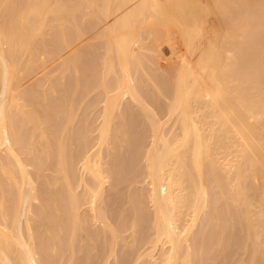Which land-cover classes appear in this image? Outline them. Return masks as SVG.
<instances>
[{"label":"bare ground","instance_id":"obj_1","mask_svg":"<svg viewBox=\"0 0 264 264\" xmlns=\"http://www.w3.org/2000/svg\"><path fill=\"white\" fill-rule=\"evenodd\" d=\"M92 6L96 9L91 11ZM78 15L101 21L105 45L99 81L104 99L97 138L94 147H89L92 150L85 145L87 153L81 160L82 171L93 181L84 192L86 213L95 219L101 216L105 183L101 150L113 130L115 109L127 95L140 101L132 67L139 61L144 37L173 34L180 51L167 119L161 121L148 112L150 143L145 167L153 211L152 245L165 249L152 264H193L190 238L208 205L209 183L220 188L227 184L239 229L251 242L249 261L239 264L264 260V0H0V149L5 146L16 156L12 144H19L20 137L13 128L14 112L26 120L36 116L34 134L39 142L47 140L44 120L37 116L41 112L35 110L34 102L28 103L18 86L35 73L46 76L40 60L55 52L47 32L48 18L55 23L62 44L58 74L64 76L73 67L78 77L82 52L78 46L88 38ZM90 85L87 81L85 90ZM28 105L32 110H27ZM172 116L174 122L165 131ZM16 159L21 186L14 211L15 234L8 223H0V262L44 264L28 215L33 200L38 199L36 187L27 167ZM10 172L15 178L14 169ZM63 179L71 192L68 176ZM72 193L69 196L74 200ZM53 202L54 217L63 216ZM74 210L79 214L78 208ZM21 220H25L27 236ZM232 220L233 226L236 222ZM49 223L44 226L54 248ZM114 234L110 255L117 243ZM217 239L214 244L220 247L221 239ZM13 244L16 263L8 257Z\"/></svg>","mask_w":264,"mask_h":264},{"label":"rangeland","instance_id":"obj_2","mask_svg":"<svg viewBox=\"0 0 264 264\" xmlns=\"http://www.w3.org/2000/svg\"><path fill=\"white\" fill-rule=\"evenodd\" d=\"M95 9L92 6L89 10ZM77 19L85 25L88 33V38L86 36L78 46L82 51L77 64L78 77H75L73 67L64 76L58 74L62 60L58 59V54L62 44L55 23L48 18L47 32L55 52L40 60L46 76L35 73L19 83L21 94L28 103L34 102L35 110L41 112L37 116L44 120L48 138L39 142L41 140L34 134L38 125L36 116L26 120L14 112L13 128L20 143L12 144L16 156L5 146L0 149V223H8L11 234H15L14 211L21 186L18 157L31 173L36 187L38 199L33 200L28 215L36 244L44 253V264H152L165 249L161 245L156 248L152 245L153 211L147 197L145 167V153L150 143L148 112L156 114L161 121L167 119V101L171 96L180 44L173 34L158 39L144 37L139 61L132 67L140 101L127 95L115 109L113 130L101 150L105 183L101 216L95 219L91 212L86 213L88 204L84 203V192L93 181L82 171L81 160L87 153L83 149L87 146L86 150H92L97 138L104 99L99 81L105 45L99 19L81 15ZM22 57L19 54V58ZM87 81L91 85L85 90ZM32 107L28 105L27 110ZM174 117L165 124V131L171 128ZM12 169L15 178L11 175ZM65 175L71 192L63 179ZM227 192V184L221 188L211 183L208 185V205L190 238L193 264L249 261L251 242L239 229V216L229 204ZM53 199L63 216L54 217ZM74 208H78L79 214H74ZM231 218L234 224L236 222L233 226L229 222ZM183 220L186 223V217ZM47 221L52 222L49 226L51 234L55 235L54 248L46 234L44 224ZM21 229L27 236L25 220H21ZM112 232H115L117 243L112 245L114 252L110 255ZM217 238L221 239L220 247L215 246ZM16 255L13 244L8 251L9 260L16 263ZM253 264H264V260L258 258Z\"/></svg>","mask_w":264,"mask_h":264}]
</instances>
